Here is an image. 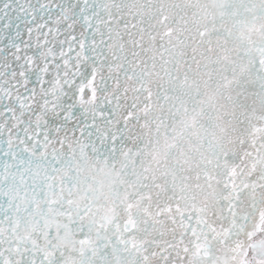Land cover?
<instances>
[{
    "label": "water",
    "instance_id": "water-1",
    "mask_svg": "<svg viewBox=\"0 0 264 264\" xmlns=\"http://www.w3.org/2000/svg\"><path fill=\"white\" fill-rule=\"evenodd\" d=\"M264 214V0H0V264H240Z\"/></svg>",
    "mask_w": 264,
    "mask_h": 264
},
{
    "label": "flooded vegetation",
    "instance_id": "flooded-vegetation-1",
    "mask_svg": "<svg viewBox=\"0 0 264 264\" xmlns=\"http://www.w3.org/2000/svg\"><path fill=\"white\" fill-rule=\"evenodd\" d=\"M240 264H264V217L259 231L253 237L248 251Z\"/></svg>",
    "mask_w": 264,
    "mask_h": 264
}]
</instances>
